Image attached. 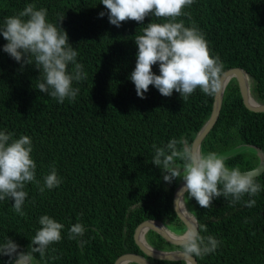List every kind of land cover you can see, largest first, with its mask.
Here are the masks:
<instances>
[{
	"label": "trees",
	"instance_id": "trees-1",
	"mask_svg": "<svg viewBox=\"0 0 264 264\" xmlns=\"http://www.w3.org/2000/svg\"><path fill=\"white\" fill-rule=\"evenodd\" d=\"M32 2L47 7L54 21L58 14L64 16L61 26L77 47L88 78L77 85L80 93L74 102L61 104L36 88L39 69L29 65L21 70L3 51L7 41L0 35V128L14 131L17 137H32L41 183L53 165L63 177L59 187L45 192L29 183L23 216L12 207L14 199L0 201V241L8 236L20 245L18 252L27 251L40 227L39 217L50 214L65 224L64 238L46 258L36 254L39 264H115L122 254L143 253L135 232L145 220L158 219L184 232L187 226L174 207L182 179L163 180L162 170L152 163V146L173 137L192 144L211 115L215 97L198 88L183 100L175 91L163 96L153 85L146 98L137 95L129 78L137 61L135 36L153 19L164 22V18L149 15L143 22L129 19L117 27L107 15L99 16L106 8L100 0H0V22ZM186 11L190 17L180 19L186 25L193 20L198 24L212 53L223 60L224 71L245 69L253 96L264 102V0H196ZM153 70L159 74L158 64ZM249 147L264 152V111L245 105L238 80L232 78L202 152L215 151L230 167L244 171L260 161ZM256 178L264 184V172ZM255 199L256 205L248 207L243 200L232 204L220 197L205 208L186 196L199 227L207 225V233L202 234L221 240L216 252L197 258L199 264H264V192ZM78 220L88 229L83 248L67 233ZM147 238L159 248L182 249L154 230ZM11 259L0 256V264ZM152 260L186 264L182 259Z\"/></svg>",
	"mask_w": 264,
	"mask_h": 264
},
{
	"label": "clouds",
	"instance_id": "clouds-1",
	"mask_svg": "<svg viewBox=\"0 0 264 264\" xmlns=\"http://www.w3.org/2000/svg\"><path fill=\"white\" fill-rule=\"evenodd\" d=\"M196 0H100L106 6L99 13L108 16L109 22L122 27V22L135 20L143 22L149 15L164 18V22H152L142 27L135 36L138 46L136 67L130 74L137 95L146 98L150 85L163 96H172L174 91L187 100L198 88L209 96L224 91V62L219 54H213L206 34L193 20L186 25L184 16ZM64 16L58 20L49 17L47 7L27 3L17 14L0 22V35L7 43L3 51L9 54L24 70L34 65L40 70L36 88L59 103L74 102L80 93V82L87 80L88 72L78 60L79 51L70 42L69 34L61 25ZM159 66V74L153 66ZM35 145L32 137L0 128V201L14 199L12 207L23 216L29 196L26 186L35 183L41 192L59 187L63 182L55 165L44 175L43 183L37 178V162L33 156ZM152 163L163 172V180L171 183L176 179L184 182L180 192L199 205L210 208L215 199L224 197L232 204L243 200L248 207L256 205L255 197L264 192V184L257 180L256 170L242 171L239 166L230 167L226 158L215 151L202 152L187 139L171 138L164 145L153 144ZM250 197L244 199L245 196ZM189 209V208H188ZM39 228L31 239L30 249L18 252L20 245L10 237L0 241V256L12 259L8 264H22L36 261V254L46 258L55 251L53 247L63 237L65 224L50 214L39 217ZM170 228V227H169ZM171 229V228H170ZM173 230V229H171ZM207 225L191 228L179 243L186 264H195L197 258L210 255L220 247L221 240L207 233ZM88 231L78 220L68 228V238L75 240L81 248L88 241ZM149 232V231H148ZM146 234V237L148 235ZM148 240V238H147ZM149 241V240H148Z\"/></svg>",
	"mask_w": 264,
	"mask_h": 264
},
{
	"label": "water",
	"instance_id": "water-1",
	"mask_svg": "<svg viewBox=\"0 0 264 264\" xmlns=\"http://www.w3.org/2000/svg\"><path fill=\"white\" fill-rule=\"evenodd\" d=\"M232 78H236L238 80L245 105L253 111H264V102H260L256 100L252 94L251 91L252 81L249 73L241 67H233L224 71V77H223L224 91H222L220 94L215 96L211 115L209 119L205 122V124L201 127V129L197 132L192 143L194 147L198 148L201 151H202V143L204 139L211 131V129L214 127L220 116L225 90L229 81ZM257 152L260 157V161L256 167L249 170H253V169L256 170L258 176L264 172V152L261 149H258ZM244 171H248V170H244ZM183 184L184 182L182 181L175 190L174 207L178 216L187 226V229L185 231L186 233L191 228H199V223L194 213H192L189 209L188 211L190 214L185 213V211H183V209L181 208L182 202L185 203V205L187 206L186 195L181 200L182 196L185 194L180 192L181 189L183 188ZM142 229H145L146 234L148 231L154 230L157 233H159L161 236H163L166 239V241L174 245H180L179 241L183 236L180 235L179 233L174 232L168 226L164 225V223L161 220L158 219L145 220L137 227L135 232V239L139 244L140 248L142 249L143 253L128 252L122 254L117 258L115 264H129L132 262L138 264H155L154 262L151 261L150 258L166 259V260H179V259L185 260L182 249L179 248L168 249V248L156 247L147 240L146 235H145L146 240L145 241L141 240L140 233ZM81 264H93V263H81ZM195 264H199L197 259L195 260Z\"/></svg>",
	"mask_w": 264,
	"mask_h": 264
},
{
	"label": "bare ground",
	"instance_id": "bare-ground-1",
	"mask_svg": "<svg viewBox=\"0 0 264 264\" xmlns=\"http://www.w3.org/2000/svg\"><path fill=\"white\" fill-rule=\"evenodd\" d=\"M181 208L183 209V211H185V213H189L187 206L185 205V203H181ZM190 214V213H189ZM145 235H146V231L145 229H142L140 236H141V240L145 241Z\"/></svg>",
	"mask_w": 264,
	"mask_h": 264
},
{
	"label": "flooded vegetation",
	"instance_id": "flooded-vegetation-1",
	"mask_svg": "<svg viewBox=\"0 0 264 264\" xmlns=\"http://www.w3.org/2000/svg\"><path fill=\"white\" fill-rule=\"evenodd\" d=\"M163 223H164V225H166V226H168L164 221H162ZM169 227V226H168ZM149 233V232H148ZM175 249H177V248H175ZM151 259V261L152 262H154L153 260H152V258H150ZM32 262L30 261V262H28V261H23L22 262V264H31ZM35 263L36 264H39V261H35ZM155 263V262H154ZM34 264V263H33ZM156 264V263H155Z\"/></svg>",
	"mask_w": 264,
	"mask_h": 264
},
{
	"label": "rangeland",
	"instance_id": "rangeland-1",
	"mask_svg": "<svg viewBox=\"0 0 264 264\" xmlns=\"http://www.w3.org/2000/svg\"><path fill=\"white\" fill-rule=\"evenodd\" d=\"M256 149H257V148H256ZM256 149H255L254 147H249V148H248V150H249L250 152H252V153H258ZM191 212H193V211H191ZM28 262H30V261H28ZM31 262H32V261H31ZM33 263L36 264L35 262H32L31 264H33Z\"/></svg>",
	"mask_w": 264,
	"mask_h": 264
}]
</instances>
